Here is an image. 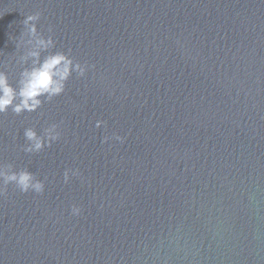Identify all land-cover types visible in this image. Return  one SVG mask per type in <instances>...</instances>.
Wrapping results in <instances>:
<instances>
[{"label":"water","instance_id":"obj_1","mask_svg":"<svg viewBox=\"0 0 264 264\" xmlns=\"http://www.w3.org/2000/svg\"><path fill=\"white\" fill-rule=\"evenodd\" d=\"M37 12L52 51L94 67L0 114V163L45 184L0 195V264H264V0H0L13 85ZM52 123L25 153L24 129Z\"/></svg>","mask_w":264,"mask_h":264},{"label":"clouds","instance_id":"obj_2","mask_svg":"<svg viewBox=\"0 0 264 264\" xmlns=\"http://www.w3.org/2000/svg\"><path fill=\"white\" fill-rule=\"evenodd\" d=\"M41 13L28 15L23 20V32L16 40L14 57L21 67L19 78L13 85L5 71L0 70V114L11 111L19 116L24 112H36L44 103L51 102L54 97L65 92L68 80L73 73L84 77L92 65L75 61L63 51H52L55 41L51 34L45 37L37 29V22ZM51 33V28H49ZM21 50L23 53L20 54ZM105 124L103 120L96 121V127ZM59 124L52 123L38 133L35 127H27L23 131L25 153H39L46 147L60 139ZM115 139L123 143L124 137L114 135L104 137V142ZM79 169H65L64 182L68 183L72 176H79ZM14 185L22 193L34 192L41 194L44 191V181L38 179L28 169L14 170L11 163H0V195H3L8 185ZM71 213L78 216L80 207L73 205Z\"/></svg>","mask_w":264,"mask_h":264}]
</instances>
